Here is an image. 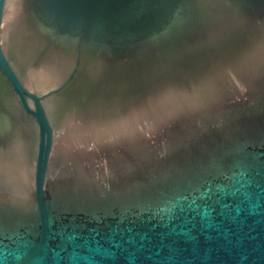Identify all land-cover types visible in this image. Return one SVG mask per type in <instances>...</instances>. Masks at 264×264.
I'll list each match as a JSON object with an SVG mask.
<instances>
[{
    "label": "water",
    "instance_id": "water-1",
    "mask_svg": "<svg viewBox=\"0 0 264 264\" xmlns=\"http://www.w3.org/2000/svg\"><path fill=\"white\" fill-rule=\"evenodd\" d=\"M0 264H264V0H0Z\"/></svg>",
    "mask_w": 264,
    "mask_h": 264
}]
</instances>
